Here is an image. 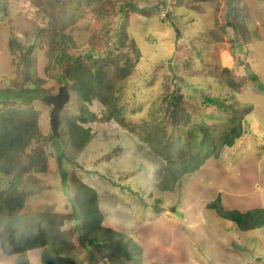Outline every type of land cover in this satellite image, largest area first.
Returning <instances> with one entry per match:
<instances>
[{"label":"rangeland","instance_id":"obj_1","mask_svg":"<svg viewBox=\"0 0 264 264\" xmlns=\"http://www.w3.org/2000/svg\"><path fill=\"white\" fill-rule=\"evenodd\" d=\"M228 2L0 0V108L38 109L43 137L27 152L43 147L46 162L45 171L23 174V208L51 213L60 227L74 222L63 233L76 264L88 263L76 230L83 209L73 202L74 185L65 191V172L96 189L103 225L136 236L141 264H174L163 255L164 233L179 239L169 256L180 264H264V227L241 230L208 206L219 196L225 209L264 207V0H232L230 13ZM79 69L98 73L102 83L92 86L114 99L123 121L122 128L99 129L81 151L66 123L80 113L74 88L60 110L61 147L48 138L52 104L41 95L68 87ZM22 85L34 88L30 96L4 103ZM94 93L92 107L103 119L108 107ZM232 127L245 132L220 144ZM203 128L215 147L184 173L183 159L195 164L204 156ZM31 155L23 153L22 162ZM42 251H28L32 264H43ZM17 260L0 245V261Z\"/></svg>","mask_w":264,"mask_h":264},{"label":"trees","instance_id":"obj_2","mask_svg":"<svg viewBox=\"0 0 264 264\" xmlns=\"http://www.w3.org/2000/svg\"><path fill=\"white\" fill-rule=\"evenodd\" d=\"M231 3L232 0H229L228 13L232 9ZM184 4L188 6V1ZM195 5L192 4L191 6L194 7ZM199 10H202V8ZM237 14L242 13L237 12ZM62 78L65 83L69 80L68 77L66 78L65 73L62 75ZM92 80L99 81V84L102 83L98 79V73L94 74L91 72L89 76H86L84 71L79 69L75 74V81L71 80L68 87L66 86L68 90L74 88L77 97H80V101H78L80 113L66 117V123L71 128L73 142L78 151L84 149L95 133L102 127L107 129L123 127V121L118 116L122 111L121 108L113 102V98L109 99L103 96L99 92V89H95V86H92ZM230 80L234 82L233 79ZM33 89L32 86L25 87L24 85L15 87L13 93L11 90L4 97V103L10 99L8 97H13L20 101L24 97L28 98L30 96L29 93L34 91ZM36 92H43L41 93L42 97L46 93V91ZM94 92H97L95 96L108 107L103 119L98 117L97 111L92 107ZM208 101H217V98H208ZM170 103L174 107V110L178 108L177 100L172 99ZM104 121L108 122L106 126L101 125ZM60 122L61 126L64 122L62 116H60ZM197 127L199 128L198 125ZM39 128V111L37 108L33 106L23 108L11 103H6L0 108V183L4 182L3 186L0 187V218H4L16 210L23 208L26 204L28 195L23 190H19L23 174L28 171H45L46 162L43 147L38 148L36 155H31L32 153L27 152V148L31 142H35L36 139L43 137L40 135ZM229 131L231 134L226 132L220 144L232 145L234 140L245 132L244 129L236 130L234 127L230 128ZM45 138L47 139L46 136ZM48 138L51 140L57 138L55 144L61 147L58 137L53 132H51ZM214 147L215 142L212 140L211 134L203 128L199 139V150L204 152V156L195 164H191L190 162L188 164L185 159L180 160L185 165L182 172L186 173L197 170L204 163L208 152ZM155 151L158 153L166 152L159 149ZM23 153L31 155L27 163L21 160ZM194 158L195 156L189 158V160L191 161ZM61 161H59L60 166H62ZM10 175L12 177L8 178ZM62 181L65 183L66 192H69L68 190H71L74 185L76 198L73 199V202L74 200L78 201L80 207L83 209L80 213L83 223H76V226L79 224L76 230L80 245L88 256L87 264L95 262L97 264H141L138 258V253L141 249H138V244L133 243L130 239H126L128 235L102 224L104 215L97 204L96 189L77 177L75 182L72 183L68 172L62 175ZM166 188L171 189L172 187L167 186ZM221 202V198L218 196L208 206L215 209L220 217L235 222L239 229L250 230L264 227V207L250 208L245 211L225 209ZM155 208L160 209L157 205ZM74 214L76 212H73ZM46 219H49L48 222H46ZM60 229L61 227L57 223L55 216L53 218V215L49 212H38L31 229L22 239H16L10 229L5 228L0 230V245L5 254L17 255L18 260L14 264H32L27 253L31 249L40 247H43V264H76L75 256L66 254L67 242L64 239V233ZM131 244L135 246L132 249L128 248ZM119 253H122V255L119 256ZM80 262H82V259Z\"/></svg>","mask_w":264,"mask_h":264},{"label":"clouds","instance_id":"obj_3","mask_svg":"<svg viewBox=\"0 0 264 264\" xmlns=\"http://www.w3.org/2000/svg\"><path fill=\"white\" fill-rule=\"evenodd\" d=\"M59 117H60V113H59ZM60 124H61V122H60ZM39 211H40V209L31 208V207L18 209L15 212L7 215L6 217L0 218V230H3L5 228L10 229L11 232L13 233V236L16 239H22L30 230V226L35 221V219L37 218V213ZM72 227H74V222L70 221V222L64 223L61 226L60 230L63 232L66 230H70ZM126 239L132 240L133 243L138 242L137 238L134 234H129L126 237ZM0 264H4V261H0Z\"/></svg>","mask_w":264,"mask_h":264},{"label":"water","instance_id":"obj_4","mask_svg":"<svg viewBox=\"0 0 264 264\" xmlns=\"http://www.w3.org/2000/svg\"><path fill=\"white\" fill-rule=\"evenodd\" d=\"M45 102L51 103L50 124L54 135L59 133L61 108L69 101L70 93L65 85L59 87L57 93H45L43 95Z\"/></svg>","mask_w":264,"mask_h":264},{"label":"crops","instance_id":"obj_5","mask_svg":"<svg viewBox=\"0 0 264 264\" xmlns=\"http://www.w3.org/2000/svg\"><path fill=\"white\" fill-rule=\"evenodd\" d=\"M184 14H194V13H184ZM173 233L170 235V233H164V235L160 236V239L163 242L164 247L162 248L163 255L168 258V260L174 262V264H180L178 261L179 259H171L169 255H175L171 253V251L178 252L176 248L179 249V239H176L175 237L172 236ZM161 251V252H162ZM168 254V255H167ZM162 255V254H161ZM167 255V256H166ZM178 255V254H177ZM184 257V256H183ZM166 258V259H167ZM183 261V260H182ZM181 262V261H180Z\"/></svg>","mask_w":264,"mask_h":264}]
</instances>
